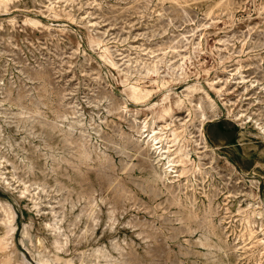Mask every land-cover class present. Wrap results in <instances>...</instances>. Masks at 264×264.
I'll list each match as a JSON object with an SVG mask.
<instances>
[{
	"label": "rangeland",
	"instance_id": "374dc122",
	"mask_svg": "<svg viewBox=\"0 0 264 264\" xmlns=\"http://www.w3.org/2000/svg\"><path fill=\"white\" fill-rule=\"evenodd\" d=\"M10 7L0 13V234L12 214L16 229L0 244V264H39L42 252L45 264H264V0ZM26 15L43 26L23 25ZM89 33L121 73L153 91L147 104L194 83L212 96L214 112L201 92L193 95H203L208 116V147L188 142L200 173L159 179L155 151L124 110L146 104L131 102ZM145 62H157V76L139 75ZM174 73L165 89L153 81ZM219 79H227L220 94L209 83ZM176 115L199 139L198 113Z\"/></svg>",
	"mask_w": 264,
	"mask_h": 264
},
{
	"label": "bare ground",
	"instance_id": "6f19581e",
	"mask_svg": "<svg viewBox=\"0 0 264 264\" xmlns=\"http://www.w3.org/2000/svg\"><path fill=\"white\" fill-rule=\"evenodd\" d=\"M13 1L14 0H0V13L10 14L11 12L10 4L13 3ZM49 11L52 13V15H54V17H60V13L63 10L57 9V7L52 3L51 6L49 7ZM13 19L14 17L11 18V21ZM23 25H32L39 27V26H43V22L40 19H35L30 17L29 15H26L25 18L23 19ZM87 37H88V42L91 46L102 47L101 56L103 57L104 61L119 71V67L117 65V62L115 61L113 54L109 51L107 47L103 46V40L101 39V37H97L90 33L88 34ZM171 48L174 51L177 50V46L174 44L171 45ZM187 56L188 54L184 55L183 57L185 58ZM157 57L158 56H156V58ZM159 58L157 60H159ZM179 69L183 70V67L181 66ZM132 70L135 71L134 69ZM139 71H140L139 75H142L143 78H151L152 76H157L159 73L158 64L157 62L153 64H147L145 62L142 69H140L139 67ZM174 71H176V69H174ZM121 74H122V83L128 92L127 95L131 100V102H133L137 106L146 104L145 107H135L133 110H129L125 105L124 110L127 113H130L131 116L133 117L132 120L135 122V125L138 129L137 132L140 134V137L145 141L146 147L149 150L152 149L155 151V159L158 160V163H161L163 169L161 171L162 175H159V179L169 180V175H172L173 177H177L178 178L177 181L179 182L181 178L188 179L191 176L193 175L195 176V174L200 173L203 169L202 164L200 162L195 163L193 160H191L188 142L193 141L196 145H198V148L208 147L205 133L203 132V127L208 119V116L205 106L203 105L202 99L204 95L208 101V107L211 109V111L214 112L216 105L212 96L204 88H202L201 85H199L198 83H194V84L185 85V87L180 93L175 92L174 99H172L171 94L174 93H172L171 89H165V88L169 87L168 85L170 81L177 78L178 74L174 73L171 74L169 78L157 77L156 79L153 80L161 84V88L165 90L161 92L160 98L158 100L152 101V103L147 104V102L150 101L153 91L148 89L145 85L141 84L137 80L131 82L130 77L132 76L131 75L132 73L130 74V73L122 72ZM220 81L221 79H219L218 81L212 80L209 82L211 88L216 92H218L219 94L224 92L223 88L227 83V79L224 82L222 81L220 82ZM218 83L220 84L218 85ZM200 92L203 95L199 96L198 101H194L193 95L195 93H200ZM182 108L186 109V111L188 112V116L191 114V111L193 110L194 112L198 113L199 118H201V122H200L201 127H197V130H199L200 133L199 139H192L193 137L192 132L189 130L188 124L185 122V120L180 121L179 122L180 125H178V122L176 123V121L178 120V116L176 114ZM143 110L145 111L144 113H142ZM74 123L75 126L72 127V130L73 128L74 130H76V125H80L79 121H75ZM259 129L264 133L263 127L259 126ZM79 132L84 133V130L80 129ZM88 136H90V133L88 134ZM195 149L196 148H194V150ZM84 152L87 153L86 150H84ZM198 156L201 157V155L199 154ZM26 191L27 188L23 189L21 191V195H24ZM246 220L251 227L252 222L250 221V216H247ZM6 224L7 225H6L5 233L3 235L0 234V244H2L3 241L12 239L14 236L16 225L13 214L8 216ZM253 233H254L253 229L251 228L250 234L253 235ZM62 235L63 234H61V232L59 231L58 236L60 237ZM54 242L56 243V245L62 243L59 238H56ZM60 249L61 247L59 246L58 250ZM115 249H121V248H115ZM103 255L106 259L110 257V255L106 253H104ZM48 259L49 258L46 255V253L42 252L40 253L38 263L45 264L46 262H48ZM56 259L57 257L55 258V260ZM4 264H12V262L8 260Z\"/></svg>",
	"mask_w": 264,
	"mask_h": 264
}]
</instances>
